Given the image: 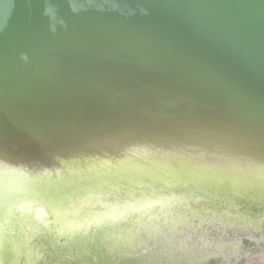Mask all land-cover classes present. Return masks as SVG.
Masks as SVG:
<instances>
[{
	"label": "water",
	"instance_id": "obj_1",
	"mask_svg": "<svg viewBox=\"0 0 264 264\" xmlns=\"http://www.w3.org/2000/svg\"><path fill=\"white\" fill-rule=\"evenodd\" d=\"M159 168L264 177V0H0V203L9 187L40 198V184L74 173ZM263 198L249 202L261 220ZM31 215L0 228L2 247L25 249L19 262H197L199 252L156 253L142 237L137 252L106 237L129 220L70 237L61 255L54 232L29 230ZM245 237L222 264L252 258L242 251L258 241Z\"/></svg>",
	"mask_w": 264,
	"mask_h": 264
},
{
	"label": "bare ground",
	"instance_id": "obj_2",
	"mask_svg": "<svg viewBox=\"0 0 264 264\" xmlns=\"http://www.w3.org/2000/svg\"><path fill=\"white\" fill-rule=\"evenodd\" d=\"M186 171L189 172L174 173L159 168L153 175L143 171L139 174H121L117 178H113L116 176L109 172L106 175L97 174L95 171L74 173L71 174L73 176H65L54 185L51 184L50 187L45 183L40 184V198L28 197L26 194L12 195L9 193V187L7 193L1 197L0 228L4 223H11L14 212L27 215L26 219L29 214H33L29 230L36 233L41 231L40 228L46 227L54 232V245L62 255L69 247L67 239L70 237L75 235L77 239L89 241L91 235L88 233L91 228H103L104 225L120 226L128 220L130 224L117 232L105 233L107 238L125 239L122 246L125 250L133 246L134 243L129 237L135 231H138V235H145V221L152 227L168 225V228H171L172 225H186L191 228L197 224L194 220L197 215L196 219L203 221L201 225L219 221L238 227L242 224L241 220L249 222L251 219V225L248 227H259L261 221L258 213L261 211H252L253 208L250 207L255 205L249 202L251 200L259 204L254 200L257 199L258 193L264 192V177L258 180V177L250 176L253 179L242 182L238 179L240 177L234 174H231L233 178L220 179L216 175L220 172L195 169ZM102 172L104 173L103 170ZM213 197L222 198L223 202L212 201ZM200 199L209 203L204 204ZM262 200L264 201V198ZM212 202L231 206L238 211L244 206L251 211L246 216L244 213L235 214L236 211L228 208L210 210V206L206 204ZM205 208L208 213L202 212ZM241 215H245V219ZM169 221L173 223L167 224ZM113 247V251L119 248ZM24 250L20 244H12L9 239L6 240L4 247L0 245V257L3 256L1 264H22L18 258ZM118 251L121 252V249ZM29 262L34 264L35 260Z\"/></svg>",
	"mask_w": 264,
	"mask_h": 264
},
{
	"label": "rangeland",
	"instance_id": "obj_3",
	"mask_svg": "<svg viewBox=\"0 0 264 264\" xmlns=\"http://www.w3.org/2000/svg\"><path fill=\"white\" fill-rule=\"evenodd\" d=\"M223 208H228V210L236 211L235 214H241L244 213L246 216L249 215V211L245 212L243 209L241 211L236 210L232 208L231 206L225 205ZM210 209V208H209ZM208 209H204L203 213H208ZM231 211V212H232ZM252 211H254L252 209ZM245 215H241L243 219H245ZM197 216V215H196ZM196 216L194 217L196 220L195 222L197 224L193 225V227L189 228L186 225H182L179 227H176L175 225L171 228H168L164 225H158V226H150L148 222H143V225L145 226V235L141 236L138 235V231H135L134 234H132L130 240L134 243L132 247H130L127 250H134L139 251V249L143 246V239H148V244L151 248H153L156 253L159 252V250L162 248V250L168 251V249L174 248L172 255H190L192 252H199L196 257L197 262L196 264H222L220 259L222 260H229L234 259L232 256L233 253L238 251L240 249V239L242 235L246 236L245 239H255L258 242H249L250 245H248L245 248V251L243 252L242 257L247 256L250 252L252 253V258L250 257L249 260L245 261H234L232 264H263L264 263V229H262V232H258L256 229L258 227H248L251 225V219L248 220H241L242 224L241 226H235V225H226L222 224L219 221H214L215 224H207V225H201L203 224V221H198L199 219H196ZM244 216V217H243ZM252 216V215H250ZM248 216L249 218H251ZM264 216V215H263ZM247 218V217H246ZM260 218H263L260 216ZM259 222L258 226L264 225V220H261ZM207 222V221H206ZM173 223L172 221H169L167 224ZM176 223V222H175ZM178 223V222H177ZM188 227V228H187ZM264 227V226H263ZM36 232V231H34ZM37 233V232H36ZM168 233V234H167ZM140 238H139V237ZM143 239H142V238ZM260 238V239H259ZM137 239V240H136ZM252 241V240H250ZM158 244V245H157ZM157 246V247H156ZM140 247V248H139ZM243 247L238 251L240 252ZM188 249V250H187ZM112 252H115L111 250ZM105 253V252H104ZM189 253V254H187ZM103 254V253H102ZM114 260H120V256L118 253L114 254ZM194 255V253L192 254ZM241 256V255H240ZM239 256V257H240ZM169 260H166V262L162 261H152L150 260V264H175V260L172 259L171 256ZM240 257V259H242ZM219 258V259H218ZM261 258V259H260ZM106 258L104 257L102 260H93V259H80L79 264H106ZM202 260V261H200ZM43 264H46L45 260H41ZM88 262V263H87ZM143 262V261H140ZM156 262V263H155ZM227 262V261H226ZM22 264H26L22 262ZM28 264H32L31 262H28ZM70 264V263H66ZM139 264V263H138ZM149 264V263H147Z\"/></svg>",
	"mask_w": 264,
	"mask_h": 264
}]
</instances>
